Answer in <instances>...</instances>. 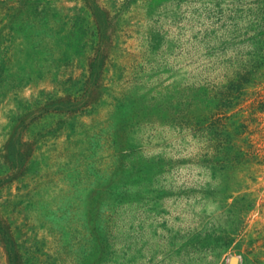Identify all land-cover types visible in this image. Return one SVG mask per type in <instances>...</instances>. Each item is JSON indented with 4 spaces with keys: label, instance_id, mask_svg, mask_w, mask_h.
Wrapping results in <instances>:
<instances>
[{
    "label": "rangeland",
    "instance_id": "rangeland-1",
    "mask_svg": "<svg viewBox=\"0 0 264 264\" xmlns=\"http://www.w3.org/2000/svg\"><path fill=\"white\" fill-rule=\"evenodd\" d=\"M263 36L264 0H0V264H264Z\"/></svg>",
    "mask_w": 264,
    "mask_h": 264
},
{
    "label": "trees",
    "instance_id": "trees-1",
    "mask_svg": "<svg viewBox=\"0 0 264 264\" xmlns=\"http://www.w3.org/2000/svg\"><path fill=\"white\" fill-rule=\"evenodd\" d=\"M264 37V36H263ZM233 98L232 97H229V99H227V100H229V102H230V100H232Z\"/></svg>",
    "mask_w": 264,
    "mask_h": 264
}]
</instances>
